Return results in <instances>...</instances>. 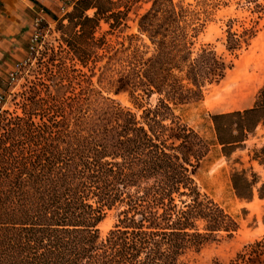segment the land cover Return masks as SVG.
Segmentation results:
<instances>
[{"label":"trees","instance_id":"trees-1","mask_svg":"<svg viewBox=\"0 0 264 264\" xmlns=\"http://www.w3.org/2000/svg\"><path fill=\"white\" fill-rule=\"evenodd\" d=\"M191 13L181 0H153L140 18L139 31L155 50L132 85L162 96L140 121L109 98L73 131L64 119H0V264H184L180 257L188 248L227 228L222 211L200 198L193 179L201 140L175 119H158L172 113L168 101L200 99L202 87L222 79L229 67L206 49L191 58L185 33ZM238 41L232 37L227 48ZM262 114L264 90L250 109L212 115L223 151L242 141L227 126L229 118H241L237 131L244 136ZM239 176L232 175L236 195L249 199L251 185H238ZM263 189L264 183L260 198ZM176 196L189 199L179 205ZM113 207L117 221L101 238L96 226ZM199 219L205 232L196 227ZM242 257L264 264V240Z\"/></svg>","mask_w":264,"mask_h":264},{"label":"rangeland","instance_id":"rangeland-1","mask_svg":"<svg viewBox=\"0 0 264 264\" xmlns=\"http://www.w3.org/2000/svg\"><path fill=\"white\" fill-rule=\"evenodd\" d=\"M75 1L62 0L50 19L43 16L33 51L29 48L32 26L24 56L8 70L16 72L15 81L9 84L6 73L1 83L0 119L34 123L64 119L65 128L73 131L76 125L83 129L106 98L130 110L139 121L144 109L157 105L162 96L132 85L135 71L155 50L139 31L140 18L153 0H82L76 5ZM181 1L192 12L185 27L191 58L206 49L229 67L222 79L202 87L200 99L176 105L168 101L172 113L158 118L175 119L201 140L204 151L193 179L200 198L220 209L227 225L208 232L197 249L188 248L180 258L184 264H249L242 255L264 240V197L258 195L264 183V115L255 123L252 117L244 118L253 123L244 136L237 131L241 118H229L227 126L242 141L224 151L211 116L250 109L264 90V0ZM81 14L95 21L81 23L74 18ZM232 37L239 40L238 46L229 49ZM173 73L189 85L183 72ZM233 173L240 175L238 185H251V198L237 197ZM180 199L189 198L176 196L179 205ZM118 212V207L105 210L96 226L101 238L116 223ZM196 227L205 232V221L197 220Z\"/></svg>","mask_w":264,"mask_h":264},{"label":"crops","instance_id":"crops-1","mask_svg":"<svg viewBox=\"0 0 264 264\" xmlns=\"http://www.w3.org/2000/svg\"><path fill=\"white\" fill-rule=\"evenodd\" d=\"M62 0H0V87L12 64L26 51L34 18L50 19ZM1 91V88H0Z\"/></svg>","mask_w":264,"mask_h":264},{"label":"built area","instance_id":"built-area-1","mask_svg":"<svg viewBox=\"0 0 264 264\" xmlns=\"http://www.w3.org/2000/svg\"><path fill=\"white\" fill-rule=\"evenodd\" d=\"M44 20V17L41 13H39L34 21H33V31L32 33L30 34V37H29V48L30 50H35L37 44H38V41L40 39V34H39V27H40V23ZM16 79V72L15 71H10L8 73V83L11 84L15 81ZM1 97V96H0Z\"/></svg>","mask_w":264,"mask_h":264}]
</instances>
